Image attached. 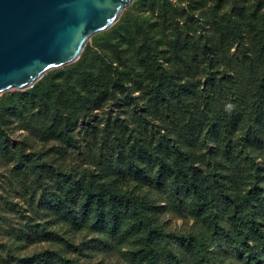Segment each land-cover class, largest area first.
<instances>
[{
  "label": "trees",
  "instance_id": "obj_1",
  "mask_svg": "<svg viewBox=\"0 0 264 264\" xmlns=\"http://www.w3.org/2000/svg\"><path fill=\"white\" fill-rule=\"evenodd\" d=\"M226 1L215 0V4L220 7ZM232 1L239 10L237 0ZM171 3V0H164L162 7L167 8ZM225 13L223 21L214 24L220 40L212 41L213 48L218 51L223 48L225 52L227 47L236 46L238 60L253 65L254 56L243 42L241 30L249 21L242 25L233 10ZM249 26L254 28L252 23ZM179 33L171 40L174 55L184 62L178 68L161 62L151 43L144 40L141 44L145 50L139 65L150 86L148 98L157 111L164 109L172 118L181 115L184 118L182 127L190 134L198 129L203 112L210 119L214 99L226 97L221 102L220 119L213 127L222 135L224 168L216 171L219 163H215L213 172H209L200 166H188L182 159L184 150L175 149L170 136L152 134L129 138L125 130L122 132L125 123L110 116L102 127L98 125L100 122L93 123L92 113L108 98L110 86H125V75L129 74L126 69L114 65L109 56L101 55L107 68L105 74L95 75L91 70L80 74L86 88L84 93H79L82 94L80 109H74L76 99L62 89L55 96L54 115L48 114L52 104L50 97L39 90L35 92L37 97L21 100L11 107L21 113L26 127L34 130L37 105L47 121L41 134L46 139L58 140L53 148L63 156L73 149L87 153L95 157L96 167L113 168L121 180L155 186L163 197L150 200L119 188L109 176L90 168L87 170L80 163L65 167L54 158L32 157L6 143L2 153L7 161H16L21 169V196L26 206L8 201L11 213L3 218L5 230L27 242H59L80 255L89 254L98 245L105 251H122L129 242H134L126 252V264H231L227 262L232 260L241 264H264V159L258 161V150L264 151L261 126L252 122L247 138L235 139L241 118L238 109L249 114L245 105L238 108L233 99L229 83H236V76L213 70L214 59H210L211 63L204 61L206 54H198L197 46L193 47L192 54L196 59L201 56V62L208 63V67L201 77L193 75V67L185 64L188 56L178 51L186 49ZM258 42L263 53L262 35ZM83 52V59L90 52L100 54L90 43ZM201 100H204L203 110ZM253 104L259 121H264V83L257 88ZM80 121H84L81 126ZM171 150L177 153L174 161L168 156ZM239 181L245 184L242 195L232 189ZM166 206H171L181 216L193 215L204 223L205 232L195 228L187 231L167 229L154 212ZM53 215L72 228L88 229L95 236L75 242L49 226L45 218ZM39 259L42 264H88L55 250L40 253Z\"/></svg>",
  "mask_w": 264,
  "mask_h": 264
},
{
  "label": "rangeland",
  "instance_id": "obj_2",
  "mask_svg": "<svg viewBox=\"0 0 264 264\" xmlns=\"http://www.w3.org/2000/svg\"><path fill=\"white\" fill-rule=\"evenodd\" d=\"M171 1V4H167V8H163L164 0H133L124 8L119 19L111 27L95 33L87 42L100 54L90 52L83 59L81 57L84 52H82L76 61L46 71L30 87L10 88L0 92V123L2 125L0 127V264H42L39 259L40 253L51 250L61 251L68 257L77 258L82 263L126 264V252L134 243L129 242L122 251L118 249L105 251V248L98 245L91 249L89 254L80 255L59 242H27L22 237L5 230L6 224L3 218L11 213L8 201L14 200L19 203V206H26L25 198L21 196L23 192L21 189L23 177L21 169L17 166L16 161H7L2 153V148L5 147L6 143L13 145L17 150L25 151L27 155L32 157L54 158L57 163H61L65 167L70 168V166L80 163L86 166L87 170L90 168V170L100 172L101 175L109 176L119 188L139 193L150 200L163 197L159 193L160 190L155 186L121 180L114 173L113 168L108 166L96 167L95 157H91L87 153L82 154L77 149H73L68 155L63 156L53 148L56 147L55 144L59 143L58 140L55 142L53 139H46L41 134V129L47 121L37 105H35V112L38 117L34 120V130L26 127L21 113L11 107L20 103L21 100L30 101L33 97H37L35 92L39 90L50 97L52 104L48 114L54 115V110H56L54 107L55 96L58 90L62 89L64 93L76 99L75 106L77 107L74 109H80V96L82 94L79 93H84L86 89L80 74L86 70H91L95 75L105 74L107 68L101 55L106 56V58L109 56L114 61V65L126 69L129 74L125 75V86H110L108 98L101 107L93 111L92 122L96 124L100 122L99 127L103 126L105 119L109 116L113 120L120 119L125 123L122 132L125 130V135L129 138L135 139V137L145 135L150 137L152 134L172 137L173 143L171 145L175 149L184 150L185 155L182 159L190 167L200 166L209 172H213V164L219 163L216 171L224 168L222 161H225V156L222 135L213 127L214 122L220 119L223 111L221 102L226 97L220 96L214 99L211 116L208 115L210 119L206 118V113L203 112L201 114L203 121H199L196 132L190 134L182 127L181 123H183L184 118L181 115L177 114L172 118L164 109H160V112L157 111L148 98L150 86L148 87L144 69L139 65V59L145 50L141 44L144 40L149 44L151 43L156 49L155 51L158 52L161 62L167 66L178 68L184 62L174 55L171 40L180 32L178 37H181L180 41L185 43L186 49L178 51L188 56V62L185 64L193 67V75L201 77L204 74V69L208 67L206 65L211 63L210 59H214L211 65L213 70L236 76L237 82L229 83L232 87L233 99H235L236 106H239L238 108L245 105L249 109V114H244L242 110L238 109L241 118L238 129L234 133L235 139H246L252 122L261 126L264 136V121H259V115L253 104L257 88L264 83V52L262 53V48L258 42V37L261 35L264 37V28H260L261 25H264V0H237L240 6L239 10L235 9L232 0H227L223 6L221 5L222 7H217L215 0ZM173 9L175 10L173 11ZM231 10L242 25L249 21L241 30L244 37L243 42L254 56L253 65L238 60L236 46L227 47L225 52L222 47H219L222 48L221 51L213 48L212 41L220 40L219 30L214 24L217 21H223V17L227 16L225 12ZM250 23L254 25V28H250ZM130 34L134 35L131 36ZM195 46L198 48V54H206L204 61L208 63H202L203 58L201 56L196 59L192 54V49ZM203 101L201 100V110H203ZM70 110L73 111V108ZM83 123L84 121H80L79 126ZM252 144L257 146L256 143ZM254 146L250 145V147ZM174 151H169L168 155L169 159L173 161L177 155ZM263 152L261 149L258 150V161L264 159ZM243 187L245 184L244 182L241 184L240 181L232 185V189L239 195L245 192ZM154 212L167 229L187 231L189 228H195L197 231L205 232L203 222L193 215L181 216L171 206ZM45 219L48 220L49 226L59 229L65 235L73 238L75 242H79L81 239L85 240V237L95 236L88 229L79 231L72 228L66 221L57 216H48ZM227 263L241 264L237 260Z\"/></svg>",
  "mask_w": 264,
  "mask_h": 264
},
{
  "label": "water",
  "instance_id": "obj_3",
  "mask_svg": "<svg viewBox=\"0 0 264 264\" xmlns=\"http://www.w3.org/2000/svg\"><path fill=\"white\" fill-rule=\"evenodd\" d=\"M133 0H0V92L76 61Z\"/></svg>",
  "mask_w": 264,
  "mask_h": 264
}]
</instances>
